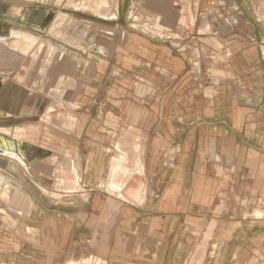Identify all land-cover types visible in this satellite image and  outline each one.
I'll list each match as a JSON object with an SVG mask.
<instances>
[{
  "label": "crops",
  "instance_id": "obj_1",
  "mask_svg": "<svg viewBox=\"0 0 264 264\" xmlns=\"http://www.w3.org/2000/svg\"><path fill=\"white\" fill-rule=\"evenodd\" d=\"M36 1L0 0V159L16 165L19 158L32 177L39 170L31 157L33 132L41 131L44 143L51 137L60 147L68 141L60 131L72 136L87 127L88 147L94 148L86 159L89 171L98 161V147L113 146L118 152L104 174L108 181L98 189L87 186L88 178L80 174L71 154L81 155L74 150L64 157L49 155L39 177L54 178L55 190L39 187L58 201L71 197L70 205L78 199L89 204L94 192L111 194L121 202L140 204L139 211L148 212L143 216H152L133 219L124 214L115 224L107 218L94 220L104 229L95 231L94 225L89 235L80 228L92 220L86 214L79 219L78 213L69 218L65 237L61 217L56 224L61 235L56 264H189L187 218L208 214L213 206L207 201L214 193L226 195L235 210L240 197L256 193L246 202V215L241 219L235 213L229 220H261L248 214L264 208V184L252 192L256 175L264 173V0H116L113 13L107 11L115 0H77L76 12L92 13L82 22V34L71 39L79 52H88L86 59L57 47L64 36L61 19L53 22L51 31L61 37H56L54 49L48 45L44 38L51 29V14L45 6L33 7ZM37 44L47 49L39 53L33 46ZM47 52H60L53 75L32 66L33 54H40V65ZM54 75V96L63 103L67 98L74 113L63 114L62 103H57L60 108L49 102L48 84ZM66 80H73L75 89L65 90ZM83 114L86 123L79 117ZM128 133L140 136L137 143ZM116 134L119 142L113 145L109 141ZM138 143L145 147L146 159L141 161L132 160L134 152L125 149L136 146L134 151L141 154L144 149ZM145 174L154 180L152 191L159 199L147 207L140 181ZM20 190L11 192L7 211L27 210L29 216L37 209L35 200ZM60 202L44 209L57 210ZM226 227L225 220L217 224L216 243L210 253L206 249L200 264H211L209 256L216 257L217 264H237L243 258V240L250 255L256 234L243 235L235 227L228 236ZM256 227L264 226L243 223L248 232ZM68 246L72 248L66 251Z\"/></svg>",
  "mask_w": 264,
  "mask_h": 264
},
{
  "label": "rangeland",
  "instance_id": "obj_2",
  "mask_svg": "<svg viewBox=\"0 0 264 264\" xmlns=\"http://www.w3.org/2000/svg\"><path fill=\"white\" fill-rule=\"evenodd\" d=\"M77 0H37L35 4H32V6H45L48 9V12H50L51 16H49V21H52L51 29L48 31V38L45 41L48 42V45L51 46L53 45V49L56 46V37L60 38L59 36H56L54 33H52L53 29V22H56L57 20L61 19L62 24L59 28V30L64 33V36L60 39H58V46L61 47L63 46V50L60 49L63 53L67 54H72L76 57V54L78 53L80 58L86 59L88 57V52L85 51L86 53L83 54L81 51L77 50V47L79 45L73 44L72 38H77L79 35V31L84 30V24L82 23L83 20L89 19L88 17L92 13H82V12H76L74 7L78 9L79 7L77 4H73ZM92 1V0H91ZM47 2V3H46ZM113 2V3H112ZM110 4V8H108L109 13H113L116 8H117V2L112 1ZM42 3V4H40ZM88 6V5H87ZM139 5H135L134 8L135 10L138 9ZM98 9V8H94ZM69 14V16H66L64 14ZM53 17V18H52ZM92 19V18H90ZM182 23H185V20L181 21ZM180 22V23H181ZM138 20L136 21L137 24ZM78 27V28H77ZM87 34V33H85ZM83 34V43L86 42L87 40V35ZM86 36V37H85ZM98 38V35L96 36ZM37 42V41H36ZM33 42L32 43H36ZM63 42V43H62ZM81 42V44H82ZM38 43V42H37ZM37 46V50L39 53L44 52L46 49H41V45H33ZM33 47V49L35 48ZM74 47L75 49H72ZM45 48V47H44ZM49 50H52V47H49ZM33 51V50H32ZM18 52L22 51L18 50ZM61 52V53H62ZM36 53V52H35ZM33 54V59H32V66H35V70L43 68L46 74H51L52 71H55V64L58 62V59L60 58V52L57 54H51L47 52V56L43 58V62L39 65V62L41 60L40 54ZM73 56V57H74ZM74 57V58H75ZM67 58V57H65ZM64 58V60H65ZM62 60V59H61ZM63 60V61H64ZM61 63V62H59ZM38 64V65H37ZM58 64V63H57ZM60 65V64H59ZM53 75V73L51 74ZM67 81V80H66ZM73 80L67 83H65V90H72L74 88L73 86ZM38 87L40 84H37ZM56 85V78L55 75L53 77V81L49 82L48 84V96H49V102H51V105H56L61 108V104L57 103H62L64 105V110H62L63 114L69 113L68 111L74 113L73 108L70 107L67 101V98H65V103H63V100L56 99V97L53 94V90L58 87L53 88ZM75 89V88H74ZM149 90H151V86L149 85ZM76 101V100H73ZM132 101V100H130ZM67 102V103H66ZM84 102V100H83ZM134 104V105H133ZM132 106H135V103L131 104ZM81 112H84V110H81ZM86 114L80 115L79 117L84 118L82 123L87 122V118L84 117ZM45 120V118H44ZM49 121V120H48ZM50 122V121H49ZM40 131V130H39ZM2 134V132H0ZM72 136H69L65 131L61 132L60 134H63L65 138L68 139L65 140V145L56 147L53 141H51V137H49V141L47 143L43 142V139L41 140V131L40 132H33V135L31 137V140L33 141V147L31 151V157L34 160V165L39 167L42 165L44 169L47 167V164L45 160H47L51 154L55 155H60L62 157L66 156L69 152L71 151H77L81 157L76 156V154H71L75 160H76V167L80 170L81 175H86L88 179H86L85 183L89 187H94L96 189L99 188L98 185H101L102 182L105 183L107 182V178H104V174L107 171V168L109 167L110 164V159L115 157L117 155V151L113 152L114 148L113 146H100L97 148L99 150V153L97 154V160L95 162L91 163V170L89 171L88 166L89 163L86 161L89 160V155L90 153H93L94 148L93 147H88V140H87V134L88 130L87 127L83 128V130H80L79 132H74ZM99 131H97V139H100L101 136L98 135ZM128 137H131L133 139V143H137L139 140L140 136L135 135L131 136L128 133ZM118 135L116 134L114 139L109 141L113 143V145L116 143L115 140L118 141ZM42 142V143H41ZM99 142V141H98ZM119 142V141H118ZM68 143V144H67ZM140 144L141 148L144 149L142 153H136L134 151L133 147H128L125 148L128 151L134 152L133 154L130 155V158L132 160H139L141 159H146L145 157V147H143ZM42 147V148H41ZM76 152V153H77ZM58 153V154H57ZM84 155V156H83ZM48 156V157H47ZM47 157V158H46ZM103 158V159H100ZM17 159V164L15 165L12 162H9L8 159H0V170L4 173L0 174V264H56L58 255H56L55 247L56 243L59 239H61V235L59 233L57 234L56 230V224L57 221L63 218L62 222L64 223L63 229H64V237L66 231L70 229V223H69V218H75V215H78V213H81L82 216L78 217L79 219L83 218V215L89 216L92 221L88 224L89 226L82 227L80 228V233H85L91 235L92 229L95 227V231L104 229L102 226H99L98 222H94V220H100V219H111L112 224L118 223L122 218L124 214H128L129 218L137 219V218H151L152 216H143V214H148V212H142L139 211L141 210L142 206L138 203H126V202H121L115 198V196L111 194H105V193H99V192H94L91 195L90 202L89 204L83 203V200H77V202L74 205H70L72 202L71 197H63L58 201V199H53L55 195L51 194L48 195L46 194L40 187H44L48 189V191L51 193V189H54L55 187V180L54 178H45L41 179L39 177V170L37 169L36 172H32V177H28L26 175V172L23 170H29L27 167H25L24 164L20 161L19 158ZM102 160V161H101ZM104 160V161H103ZM41 161L43 163H41ZM130 165H134V162H129ZM128 163V164H129ZM140 163V162H139ZM20 167H19V166ZM23 169H22V168ZM164 173V172H163ZM8 174L12 175L13 177L9 178L14 182L12 184L5 176H8ZM5 175V176H4ZM102 177V179H101ZM142 181L145 184V191H144V201L143 205L147 207V205L151 204H156L159 199H155V194L152 191L153 185L155 184L154 180L149 178L147 174L143 177ZM133 183V181H132ZM160 184V183H159ZM264 184V173L260 172L256 175L255 183L252 187V192H256L258 188H261ZM15 187H14V186ZM18 188H21V190L25 191L27 195H30L36 203L37 209H35L34 212L31 213V215L26 216L27 210H15L14 211H7L10 208V204L12 202V196L11 192L15 190H20ZM11 189V190H10ZM20 190V191H21ZM55 190V189H54ZM22 191V192H23ZM66 195V194H64ZM261 196V194H259ZM53 196V197H52ZM193 197V196H192ZM256 197V193L252 194L251 196H246V197H240L239 200V207L238 209L235 210L234 207L229 205L227 202L226 195L224 197H220L219 195L216 196V194H212L211 197H209V200L207 201L209 207L213 206V209L209 211L208 214H195L191 217H188V231L187 234L189 236V240L191 242V252H190V261L189 264H200V260L205 255V251L207 249L208 253H210L211 248H212V243H216V228L217 224L220 223L222 220L227 221L228 227V232L225 235L230 236L232 233L233 228L235 227H240V233L243 235H251V234H256V243L255 247L252 248V252L249 255L248 251V244L246 243L245 240L244 242L240 244V249L243 250V258L240 260H237V264H264V239H261L262 241H259V238L264 236V227H256V229L248 232L245 228H243V223H250V225L253 224H260L264 226V219L257 218L256 213L258 211L264 212V208H259L255 209L252 213L248 214L254 219H261V220H253V219H248L246 222H241L240 220L244 215H246V202L252 200V198ZM96 199L98 200V206H95ZM52 202L55 203H61L59 205V209L54 210L52 209L51 211L45 210L46 208H49V206H52ZM121 204V205H120ZM45 208V209H44ZM139 208V209H138ZM246 208V209H245ZM2 209H5L3 211ZM250 209V208H249ZM42 210V211H41ZM235 213L239 214V218L235 219L234 221L229 220V217L235 216ZM20 215V216H19ZM62 215V216H61ZM60 216V217H59ZM85 218V217H84ZM82 223V220H80ZM15 223H17L15 225ZM27 227H31V230H27ZM89 227V229L87 228ZM232 228V230H231ZM43 230V231H40ZM40 231V234L38 233ZM98 232H96V235ZM78 244L77 247H79L81 242L76 243ZM72 244V245H76ZM95 250H98V243L97 239L95 242ZM72 247L68 246L66 251L71 250ZM233 249V244H229L227 250L229 254H231V251ZM65 251V252H66ZM100 251V250H99ZM67 253V252H66ZM91 255H94V252L91 253ZM62 256V255H61ZM97 256V254H96ZM249 257V258H248ZM62 259V258H60ZM209 261H212L211 264H217V259L216 257L211 260L209 256ZM205 262V261H204ZM228 264H230V260H227ZM205 264V263H204Z\"/></svg>",
  "mask_w": 264,
  "mask_h": 264
},
{
  "label": "bare ground",
  "instance_id": "obj_3",
  "mask_svg": "<svg viewBox=\"0 0 264 264\" xmlns=\"http://www.w3.org/2000/svg\"><path fill=\"white\" fill-rule=\"evenodd\" d=\"M1 179H3V178H1ZM1 179H0V181H1ZM2 182V181H1ZM70 187H71V185H70ZM255 217H257V218H261V219H264V212H261V211H258L257 213H256V216Z\"/></svg>",
  "mask_w": 264,
  "mask_h": 264
}]
</instances>
